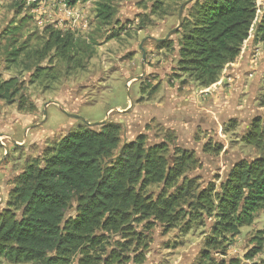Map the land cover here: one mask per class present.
<instances>
[{
	"label": "rangeland",
	"instance_id": "obj_1",
	"mask_svg": "<svg viewBox=\"0 0 264 264\" xmlns=\"http://www.w3.org/2000/svg\"><path fill=\"white\" fill-rule=\"evenodd\" d=\"M101 0H4L0 4V77L16 76L24 105L0 100V211L7 207L11 179L32 159H42L68 131L101 121L120 126V143L139 134L146 145L162 143L170 164L188 154L186 177L197 191L223 179L233 163L263 151L243 138L264 114V0H256L257 20L239 55L224 65L217 80L201 86L177 70V29L194 0H118L111 21L96 19ZM19 25L15 35L2 34ZM69 35L70 62L60 50L43 54L53 31ZM170 40L173 46L163 47ZM21 48L15 60L8 55ZM155 196L163 184L149 186ZM170 223L148 218L133 222L140 234L123 264H206L202 254L211 238L214 215L187 214L184 204ZM75 203L66 209L74 215ZM107 250L126 240L124 233L104 234ZM124 237V238H123ZM226 239V240H224ZM209 253L211 262L239 258L240 264L264 260V206L250 224L226 234ZM261 240L250 259L245 254ZM224 251V254H222ZM8 264V263H3ZM116 264V263H115Z\"/></svg>",
	"mask_w": 264,
	"mask_h": 264
},
{
	"label": "trees",
	"instance_id": "obj_2",
	"mask_svg": "<svg viewBox=\"0 0 264 264\" xmlns=\"http://www.w3.org/2000/svg\"><path fill=\"white\" fill-rule=\"evenodd\" d=\"M77 1L66 0L68 5ZM115 1L96 4L100 23L111 21ZM256 20V0H194L177 29V70L201 86L213 84L224 65L239 55ZM19 30V25H7L2 34ZM161 44L173 46L170 40ZM72 46L69 35L58 30L50 33L42 50L44 55L60 50L70 62ZM21 52L15 48L8 55L15 60ZM23 99L16 76L0 77V100L22 108ZM243 140L263 153L236 161L217 185L210 182L194 191L185 175L188 154L181 153L170 164L165 145H146L142 134L118 149L120 126L114 122L71 129L46 156L27 162L11 179L7 207L0 211V264H123L129 259V243L140 239L133 222L152 218L170 223L179 218L184 204L190 208L187 214L214 215L208 249L202 251L206 264H214L209 253L219 252L218 240L250 224L264 206V114L253 120ZM159 183L171 191L152 196L147 189ZM72 202L75 213L66 216ZM119 232L126 240L107 250L104 234ZM261 244L258 240L245 257L252 258ZM217 264H240V259Z\"/></svg>",
	"mask_w": 264,
	"mask_h": 264
},
{
	"label": "water",
	"instance_id": "obj_3",
	"mask_svg": "<svg viewBox=\"0 0 264 264\" xmlns=\"http://www.w3.org/2000/svg\"><path fill=\"white\" fill-rule=\"evenodd\" d=\"M82 121H84L85 123H87V124H89V125H91V126H92V125H96V124H98V123H102V122H104V121H101V122H97V123H88V122H86V121L83 120V119H82Z\"/></svg>",
	"mask_w": 264,
	"mask_h": 264
},
{
	"label": "built area",
	"instance_id": "obj_4",
	"mask_svg": "<svg viewBox=\"0 0 264 264\" xmlns=\"http://www.w3.org/2000/svg\"><path fill=\"white\" fill-rule=\"evenodd\" d=\"M3 1H4V0H0V4H2Z\"/></svg>",
	"mask_w": 264,
	"mask_h": 264
}]
</instances>
